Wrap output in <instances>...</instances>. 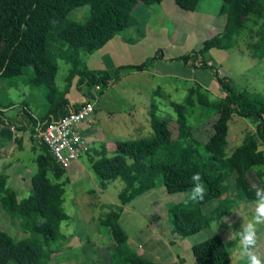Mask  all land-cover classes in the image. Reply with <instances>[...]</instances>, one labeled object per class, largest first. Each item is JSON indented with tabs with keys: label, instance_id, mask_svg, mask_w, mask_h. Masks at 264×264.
<instances>
[{
	"label": "trees",
	"instance_id": "trees-1",
	"mask_svg": "<svg viewBox=\"0 0 264 264\" xmlns=\"http://www.w3.org/2000/svg\"><path fill=\"white\" fill-rule=\"evenodd\" d=\"M163 0H0V82L26 77L25 84L39 91L43 99L41 121L59 119L69 108L78 109L87 99H93L91 90L100 94L118 78L120 70H149L162 56L155 54L136 66L119 68L113 75L105 70L93 71L79 56L87 55L106 45L133 23L134 8L150 6ZM184 11L196 10L200 0H174ZM220 14L226 15L223 32L205 41L202 46L173 61H180L191 70H210L219 91L224 95L221 103L213 105L198 95L204 108L216 110L210 134L206 141H198L185 118L182 105L174 104L176 131L166 119L150 114L149 139L117 141L114 155L108 156L105 147L89 149L86 153L88 169L104 189L105 182L121 180L124 188L118 194L117 205H103L98 224L107 229L113 249L111 264H155L131 248L128 236L120 225L123 207L158 185L168 194L189 193L194 187L192 176L199 173L204 186V198L186 202L168 209L172 234L186 238L209 229L212 223L231 216L240 202L259 203L264 197V97L258 93L237 91L226 78L219 77L218 69L208 66L206 55L211 49L229 50L235 37L250 23L264 20V0H221ZM89 6L84 23L68 19L75 9ZM264 36V30L259 32ZM253 57L264 58L263 45L248 44ZM261 49L262 54L258 55ZM58 60L68 66L64 88L56 86ZM75 85L83 101L70 105L67 98L69 85ZM86 88V93L81 90ZM193 88L186 103L193 106ZM12 104L0 103V125L5 124L3 110ZM25 105H27L25 103ZM34 126L33 118L25 112ZM233 116L251 121L254 132L244 136L241 144L231 153L228 145L229 123ZM33 129V127H32ZM34 159L36 171L30 178L31 193L18 199L5 176H0V205L13 220L26 223L28 237L9 241L0 231V264H41L38 247L45 253H55L53 244L62 239L60 226L69 216L63 208L65 186L69 184L67 170L54 160L45 145L39 144ZM255 171L261 181V190L249 176ZM49 174L53 177L51 180ZM233 178V186L229 183ZM259 192V195L257 193ZM212 200L218 205L205 213L203 206ZM191 251L195 264H232L231 255L221 236L215 234L194 244Z\"/></svg>",
	"mask_w": 264,
	"mask_h": 264
},
{
	"label": "rangeland",
	"instance_id": "rangeland-1",
	"mask_svg": "<svg viewBox=\"0 0 264 264\" xmlns=\"http://www.w3.org/2000/svg\"><path fill=\"white\" fill-rule=\"evenodd\" d=\"M168 1L170 0H166V5ZM221 6V0H200L198 10L193 12L181 10L177 6L175 10L167 6L162 13L154 12L156 16L154 19L157 23L146 37V41L150 43L148 56L159 53L162 58L176 56L173 58L176 59L198 50L205 41L220 35L226 20V15L220 14ZM88 16L89 6H83L73 10L68 15V19L84 23ZM261 30H264V20H258L256 24L250 23L235 37L236 42L233 48L229 50L211 49L206 55V60L209 66L218 69L219 77L227 78L237 91L258 93L264 97V58L253 57L254 52L248 47V44L263 45L264 36L261 37L259 33ZM107 49L104 51L108 54L114 51ZM98 53L96 51L90 56L79 50L80 58L87 65L89 56L90 60L101 62ZM257 53L262 54L261 49ZM121 63L116 62L110 67L115 68ZM169 63L175 64L173 65L174 73L171 72L172 75H169L170 78L167 80L172 92L159 77H151L146 73L132 75L127 71L123 73V70L119 71L118 79L111 83L112 87L103 90L101 94L95 89L91 90L96 106V124L92 127L93 130L99 131L98 135H102V142L105 144L108 156L114 155L117 141L149 139L153 136L148 116L152 110L158 118L171 121L170 127L176 131L177 125L174 120L176 113L172 104L183 106L185 118L194 137L201 143L206 141L217 112L212 108L202 107L198 95L215 103L213 105L221 103L224 95L217 88L218 85L210 70L197 69L192 74L194 81L190 82L185 81L180 75H183L179 70L180 65H183L182 62H171L170 60ZM67 71L66 63L58 60L57 87L64 85L63 79ZM25 79L24 76L14 80H2L0 82V103L21 104L23 100H27L32 104L29 105V102H26L32 111L37 104L43 105L41 93L30 89L24 83ZM210 87H213L212 90ZM191 88L195 90L192 95L193 106L186 103ZM68 94L72 100L80 96L75 81L69 85ZM166 94H169L170 98L161 99ZM116 103L122 104V107L131 106L132 109L123 111L122 107L115 105ZM10 114L11 111L7 115L10 116ZM254 130L251 121L232 117L228 134L229 151L232 147L239 145L246 134L253 133ZM95 147L100 149V145H95ZM262 150L264 151V147ZM229 151L227 149L228 153ZM35 156L28 151L21 154V163H16L18 168L24 166L27 171L30 170L31 174H34L37 169L34 162ZM75 164L77 171L68 169L67 175L70 182L65 186L63 208L69 219L62 222L60 226V234L63 238L53 244L55 253L51 256L45 253L43 245L38 247L40 262L41 264H111L110 254L114 244L107 229L100 226L97 220L101 215L103 205L119 204L118 194L124 188V183L119 179L105 182L103 189L100 182L90 173L85 157ZM248 174L261 190V181L257 179L255 171L251 170ZM49 177L53 179L51 174ZM30 178L26 192L25 189L28 187L26 184L16 187L8 183V186L13 190L17 189L19 198H26L31 193ZM229 183L233 186V178ZM188 194H168L163 186L158 185L124 206L120 225L128 238L134 239L132 241L135 246L131 248L146 259L157 263L154 254L162 252V249L158 244L152 252L149 246L150 241L154 244L156 240L164 242L174 240L170 244L171 247L167 246L163 251L169 260L177 261L181 258L184 261L183 264H195L191 247L217 234L222 237L231 255L232 264H247V259L240 255L239 233L252 220L259 203L240 202L233 209L230 217L217 220L209 229L186 238L173 236L167 211L170 206L185 201ZM217 205L218 200H212L203 206V210L208 213ZM26 225L20 220L11 219L0 205V231L5 233L9 241L16 242L26 239L29 235ZM256 236L257 243L252 251L264 264V224L256 225Z\"/></svg>",
	"mask_w": 264,
	"mask_h": 264
},
{
	"label": "crops",
	"instance_id": "crops-1",
	"mask_svg": "<svg viewBox=\"0 0 264 264\" xmlns=\"http://www.w3.org/2000/svg\"><path fill=\"white\" fill-rule=\"evenodd\" d=\"M199 4L196 8L197 10H198ZM167 6L172 7V9L175 10L176 8L175 6L177 5L174 0L168 1V5H166V0H163L159 4H153L150 6H146L143 4L137 5L132 12V17H133L132 25L129 28H127L121 35L114 36L106 45H104L101 49L98 50L99 52L98 56L101 59L100 60L101 62H97L94 59L90 60V56H91L90 55L88 57L89 60L87 61L88 65L86 64L88 69L93 70V71L105 70L109 74L113 75L114 74L113 72H116L121 67L140 65L143 62H145L148 59V57H152V56H148L149 55L148 48L150 47V43L146 41L147 40L146 37L148 35V32L150 30H153L155 24L157 23L155 22V19H154L156 17L154 12L162 13V11L166 10ZM135 16H137V18ZM222 28H224V26H222ZM106 48L114 50V51L111 52V54H108L107 51H104L106 50ZM175 57L176 56H170L167 58L163 57V60H159L155 62L150 67L149 70L137 71V70L125 69L122 72L124 73L127 71L128 74L130 73L132 75L139 74V73H146L150 75L151 77H159V79H161V82H163L164 85H167L168 90H170L171 87H170V84L167 82V80L170 78L169 75H172L171 72L174 73L175 67H173V65L175 64L169 63V61ZM116 62H122V63L117 65L115 68H111L110 66ZM188 69L189 68L185 67L184 65H180L179 70L183 73V75L182 74L180 75L182 76V78H184L185 81L188 80L190 82H193L194 78L192 74L196 70H191V69L188 70ZM66 76L67 74L65 75L63 79V84L66 80ZM58 88L63 89L64 85H61ZM212 88L213 87H210L211 90ZM81 91L83 93H86V88L82 89ZM170 92L172 91L170 90ZM81 95L72 100L70 94H67V98L70 102V105L80 104L83 101V96ZM168 98H170V96L169 94H166L165 97H162L161 99L167 100ZM26 102H29V105H32L30 104V101H27V100H23L21 104H13L12 102L8 103L12 105L9 106L7 109L3 110V115H4L3 119L5 120L6 123L4 125L5 128L2 127L1 132H0V176H5L7 178V183L9 184L12 183L16 187L17 185H20V184H26L28 187L25 189V192L29 188L28 181H29V177H31L32 174L30 170L27 171V169L24 166L18 168L16 163H21L20 156L21 154L27 151L35 155L39 149L38 145L40 144L37 141V139L33 136V129H32L33 126H32V123L28 121L25 115V112L30 114L31 117L33 118V121H34L33 125H35L37 122H41L40 115L44 113L43 110L41 109L44 105L37 104L35 106V109L32 111L28 107V104ZM25 103L27 105H25ZM115 105L122 107V104L120 103H116ZM173 106L174 104H172V108ZM122 108H123L122 109L123 111H129V110L131 111L132 109L131 106H128V107L123 106ZM9 111H11L10 116L7 115ZM150 114L151 112L148 114L149 117H150ZM10 125L14 127V131H11L9 129ZM82 132L88 143V146H89L88 150L97 149L95 145H100V148L105 146V144L102 142V138H103L102 135H98L99 131H96V129L93 130V127L84 126L82 129ZM111 145L113 146L112 143ZM239 145L232 147V149L238 147ZM227 149L229 151V142L227 145ZM232 149H230L229 153L233 151ZM84 157L86 159V163H88V158L86 154L82 156L79 160H82V158ZM76 162H78V160ZM76 162H74L71 165L69 170L70 169L76 170L75 169L77 168L75 164ZM67 173H68V170H67ZM15 193L17 195L16 188H15ZM17 197L18 199H22V198H19L18 195ZM132 240L134 241V239ZM132 240L128 238V244L131 247L135 246ZM172 241L174 240H171L168 242L156 240L154 244L150 241L149 246L152 252L158 247V244L160 245L159 248L162 249V252H158V254L156 253L154 254L155 255L154 259L157 261V263L155 264H177V262L178 264H183L184 262L183 259L178 258L177 261L176 260L170 261L166 253L163 252L165 251V248H167V246L171 247L170 244L173 243ZM137 245L141 246L140 244H137Z\"/></svg>",
	"mask_w": 264,
	"mask_h": 264
},
{
	"label": "built area",
	"instance_id": "built-area-1",
	"mask_svg": "<svg viewBox=\"0 0 264 264\" xmlns=\"http://www.w3.org/2000/svg\"><path fill=\"white\" fill-rule=\"evenodd\" d=\"M207 64L209 66V63ZM95 124V102L94 99H87L78 109L69 108L59 119L37 122L33 126V136L46 146L62 169L68 170L88 151L89 146L82 132L83 127H92ZM4 125H0V132ZM9 129L14 131L12 125Z\"/></svg>",
	"mask_w": 264,
	"mask_h": 264
},
{
	"label": "clouds",
	"instance_id": "clouds-1",
	"mask_svg": "<svg viewBox=\"0 0 264 264\" xmlns=\"http://www.w3.org/2000/svg\"><path fill=\"white\" fill-rule=\"evenodd\" d=\"M200 180L201 177L199 173L192 176L194 187L189 192L186 202H198L203 200L204 186L200 183ZM257 195H259V192ZM258 224H264V197H261L252 220L247 224L245 229L239 233L241 244L240 255L247 259V264H262L259 257L252 251L257 243L256 225Z\"/></svg>",
	"mask_w": 264,
	"mask_h": 264
}]
</instances>
